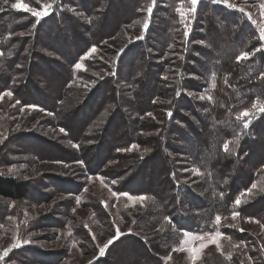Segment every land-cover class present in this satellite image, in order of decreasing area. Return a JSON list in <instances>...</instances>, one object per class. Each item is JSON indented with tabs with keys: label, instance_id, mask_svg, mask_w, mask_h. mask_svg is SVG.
<instances>
[{
	"label": "trees",
	"instance_id": "16d2710c",
	"mask_svg": "<svg viewBox=\"0 0 264 264\" xmlns=\"http://www.w3.org/2000/svg\"><path fill=\"white\" fill-rule=\"evenodd\" d=\"M72 1L53 0L49 14L41 18L39 23L36 22L37 18L29 12L18 11L11 7L7 10L9 14L6 19L0 20V39L2 40L0 95L11 92L12 102H17L20 106L29 105L49 111L50 105H55L62 92L73 82L77 84L82 78L83 86L86 87L84 82L96 81V76L91 72L94 71L97 74L101 71H97L89 62L82 63L86 73H80V75L74 73L75 65L81 61L78 57L92 47L97 48L101 41L109 38L113 28L109 30L107 27L120 24L121 20L115 19L111 14L108 20H101L96 27V32L89 39H83L79 32L82 22L75 23L72 18L74 16L70 8L71 4L73 5ZM22 2L28 3L30 7L34 5V0H22ZM118 2L126 3V7H120L123 12L128 11L129 8L134 10L138 4H144L138 29V37L142 38L137 39V37L133 42L129 41L127 47L115 54L113 63L102 69V72L107 71L108 76L98 81L99 87L96 91L106 87V90H102V102L111 98L126 102V99L130 98L120 96L116 85L124 79L122 90L128 91L129 88L125 87L127 83L125 79L130 78L131 81L138 72L139 61L142 60L147 64L143 75H151L157 90L154 91V87H146L145 94H150V97L149 95L137 97L136 104H139L136 108L137 115L146 114V117H149V114L145 113L146 106L153 109L154 116L155 110L159 111L161 123L166 130L161 136H159V129L152 132L154 135L157 133L156 136L159 137H151L147 142L143 138L145 146H148L151 152L147 156H139L136 148L132 147L135 145L132 138L137 140L141 134L133 129V122L129 123L128 120L123 122L120 119L119 104L118 110L115 108L114 110L117 111H112L110 118L112 122L118 120V126L124 127L128 137L119 141L122 144L111 143L107 151L102 153L103 160L92 159L94 168L89 172L92 175H103L100 172L104 170V164L113 156L123 160L126 157L135 159V168L138 172L131 180L124 181L125 178L119 177L117 172L110 173L107 169L104 170L107 171L105 176L109 181L116 182V193L145 196L149 199L150 203L145 209L147 217L144 218L145 220L141 219L139 223L142 231L149 233L156 229L166 217L169 218L166 219L168 222L165 223L164 228L160 227L161 231L163 229L165 231L161 236L156 235L155 241L152 240L153 244H151L163 248L166 252L171 241L183 232L202 234L215 230L217 216L223 220L232 216L233 213H239L238 216L259 221L264 226V113L252 107L256 101L264 102V75H262L264 74V50L258 32L242 14L203 0L199 1L195 12L188 11L192 7L190 0H118ZM150 5L154 6L149 15L147 9ZM65 6L68 7L65 8ZM107 9L101 12L105 16L110 13ZM178 9H184L188 13L187 20L185 18L184 22V16L182 17L181 10L178 11ZM88 11L85 9L83 14L89 13ZM209 11L218 17L220 33L218 36L215 30L207 32V25L200 24L203 14ZM190 19L192 24L191 30L188 31ZM146 21L147 29L144 28ZM25 30L29 32V36L14 35L26 33ZM186 32L187 35H185ZM68 36L73 39L71 45L73 52L70 51L71 48L67 43ZM199 37H205L209 50L205 51L193 45ZM157 38L160 39L161 44H155ZM29 39L34 51L32 49L27 55L24 52L26 46L23 42ZM40 47L44 48L46 53L53 51L55 54L63 55L68 61L64 68L66 70L55 76L51 69L45 68L46 61L44 56L39 54ZM146 47H149L152 52L147 51ZM215 47H219L217 53L211 54L210 51ZM257 48L261 50L255 51ZM241 52L254 54L247 60L237 61ZM195 53L205 54L209 58L208 63L202 67L200 82L196 76L192 77L197 73L191 71L192 67L189 64V61H196ZM148 65L149 69L154 68V70L149 71ZM126 67H129L126 75L120 79V73ZM21 70H25V76L20 72ZM35 77L45 79L46 86L51 89L52 96H56V99L51 100L45 96L40 97L38 101L33 99L28 91L31 86L36 87L34 86ZM110 85L114 86L107 90ZM160 86L161 89H159ZM196 91L200 92L201 97H205L202 103L206 111L204 125L198 129L202 135L197 134L193 150L190 151L192 163L201 172L198 177H195L193 172L183 174L178 167H172V163L178 161L175 154L179 152L175 150V146L168 138L170 133H183L179 122L187 117L184 113L200 117L198 112L200 106H196L200 104L190 94ZM130 92L135 94L133 91ZM166 93L169 95V100L166 103H157L156 99H165ZM209 96L211 99H208ZM142 102L145 103L144 107ZM246 109L252 114L238 119L240 113ZM249 119L251 123L245 128L244 124ZM189 121H185L182 126L188 125L190 129H193ZM150 125L156 124L150 121L147 126L142 125L144 127L142 129H148ZM79 131H75V134ZM225 143H228L229 151L224 150ZM66 154L69 156L67 161L76 157V153L67 152ZM83 160L84 158L80 161L83 162ZM187 175H190V180L197 181L196 185L203 195H198L193 190L191 181L186 183L181 181L183 177L188 178ZM162 187L169 189L166 192L153 191V188ZM28 191L29 187L22 180L0 175V197L5 200H22L29 194ZM238 199L239 205L234 203ZM150 213L158 214L154 221L147 220ZM135 242L138 247L136 254L140 259L146 261V259L156 258L153 255L158 250L157 247L150 248V244L140 237H137Z\"/></svg>",
	"mask_w": 264,
	"mask_h": 264
},
{
	"label": "rangeland",
	"instance_id": "374dc122",
	"mask_svg": "<svg viewBox=\"0 0 264 264\" xmlns=\"http://www.w3.org/2000/svg\"><path fill=\"white\" fill-rule=\"evenodd\" d=\"M52 1L39 0L37 2L34 0L33 7L41 11L43 5L51 4ZM199 1L201 0H198V3ZM203 1L213 5H222L242 14L258 32L264 50V40H261L260 36L261 30L264 29V15H262L264 10L261 9L264 0H227V4L223 0L220 2ZM17 2L18 0H8L5 4L3 0H0V9H3L0 10V20L6 19L9 14L7 10L12 3ZM72 2L73 5L70 6L71 13L74 15L72 18L75 23L82 22L79 32L83 39H89L96 32V27L101 20H108L111 14L121 21L120 24L107 27L113 30L109 38L101 41L95 48V52L90 53L92 47L78 57L82 68L74 67V73L76 75L86 73L82 63L83 61L89 62L97 71H101L97 74L94 71L91 72L96 76V81L84 82L86 87L83 86L82 78L77 84L73 82L62 92L56 104L50 105L49 111L29 105L20 106L17 102L11 101L12 98L6 95L7 92L0 95V175L22 180L29 187V194L22 200L11 201L0 197V254H3L5 249H11L4 259L0 260V264H264V226L259 221L241 216L233 219L232 215L219 220L215 224V230L208 233L183 232L171 241L167 252L163 248L151 245L155 236H161L165 231L164 229L161 231L160 227L164 228L168 221L164 219L156 229L149 233L142 231L139 223L141 219L145 220L144 218L147 217L145 209L148 208L149 199L145 196L116 193V182L109 181L105 176L107 171L117 172L119 177L125 178L124 181L131 180L138 172L135 168V159L126 157L123 160L113 156L104 164V170L107 169V171L101 169L100 173L103 175H92L89 172L94 168L92 159L103 160L101 159L103 158L102 153L107 151L111 143L128 137L124 132V127L118 126V120L114 119L115 122H112L110 118L111 112H116L119 104L121 106V116L118 115L120 119L123 122L125 120L129 123L133 122V129L141 134L137 140L132 138L139 156H147L151 152L142 139L144 138L147 142L151 137H159L166 128L161 123L159 111L155 110L154 116L153 109L146 106L145 113L151 115H148L149 117H146V114L137 115L136 108L139 105L136 104L138 103L137 97L146 95L150 97V94H145L146 87H154V91L157 90V85L151 75H143L147 64L142 60L139 61L138 72L131 78V81L130 78L125 79L127 82L125 87L129 88L128 91L122 90L124 79L116 85L120 96L130 98L126 99V102L112 98L102 102V90H106V87L96 91L99 87L98 81L108 76L107 71L102 72V69L112 64L115 54L127 47L129 41L133 42L139 36L138 29L142 20V12H144V4H138L134 10L129 8L128 11L123 12L120 7L127 5L119 3L118 0H73ZM228 5H233V7ZM106 8L110 12L108 16L101 13ZM85 9L89 10V13L83 14ZM180 10L184 12V17L182 16L184 22L185 18L187 20L188 13L184 9ZM214 15L210 11L203 14L200 24L207 25V32L215 30L218 36L220 35L219 20ZM191 24L190 19L188 31L191 30ZM2 25L6 26V24ZM25 32L14 35H30L28 31L25 30ZM1 41L0 39V48ZM72 41L73 39L68 36L67 43L71 52L74 51L71 46ZM194 42L193 45L199 46L202 50H209L205 37H199ZM155 44H161L160 39L157 38ZM23 45L26 46L24 52L28 55L33 49L30 39L24 41ZM43 49L40 47L39 54L44 56L45 68L51 69L55 76L66 70L64 68L68 61L63 55L55 54L53 51L46 53ZM218 49L219 47H215L210 51L211 54L217 53ZM146 50L152 52L149 47H146ZM194 57L197 58L196 61H189V64L192 67L191 71H196L198 76L194 74L192 77L196 76L200 82L202 67L208 63L209 58L201 53H195ZM100 66L102 68H99ZM128 68L126 67L120 73V79L125 77ZM147 68H150L149 65ZM153 70L154 68L149 69V71ZM20 72L25 76V70ZM34 80L36 87L31 86L28 91L34 100L38 101L44 96L51 100L56 99V96H52L51 89L46 86L45 79L35 77ZM113 86H108L107 90ZM131 87L133 89L130 90ZM161 88L160 86L159 89ZM190 94L200 104L196 105L200 106L198 109L200 117L184 113L187 117L179 122L183 133H170L168 138L175 146V150L179 152L175 154L178 161L172 163V167H178L183 174L193 172L194 176L198 177L201 172L196 174L197 169L192 163L193 158L190 151L193 150L197 134H201L198 129L204 125L206 111L200 92ZM168 96L166 93L165 99L157 98V103H166L169 100ZM142 104L144 107L145 103L142 102ZM115 108L117 110H114ZM149 120L156 125L142 129L144 128L142 125L150 124ZM187 120H190L189 124L193 129H190L188 125L182 126ZM157 129L160 131L159 136H156L157 133L155 135L152 133ZM77 130L80 131L75 134ZM141 130L143 132H140ZM119 144L122 143L119 142ZM67 152L76 153V157L67 161L69 157ZM82 158L84 160L81 164ZM186 167L187 169H184ZM187 177L181 178V181L184 183L191 181L193 190L198 195H203L196 185L197 181L190 180V175ZM168 189V187L153 188V191L166 192ZM141 197L144 199H140ZM157 215L150 213L147 220L154 221ZM117 230L120 235L101 255L100 248L109 239L117 237ZM186 233L188 235H185ZM137 237L146 240L150 248H158L153 255L156 258L144 261L137 256L138 247L135 242ZM196 237H203V239H196ZM213 240L215 243L212 242ZM14 244L18 246L12 247ZM146 248L149 249V247ZM192 249L197 250L195 261L192 259Z\"/></svg>",
	"mask_w": 264,
	"mask_h": 264
},
{
	"label": "snow or ice",
	"instance_id": "6c2138e0",
	"mask_svg": "<svg viewBox=\"0 0 264 264\" xmlns=\"http://www.w3.org/2000/svg\"><path fill=\"white\" fill-rule=\"evenodd\" d=\"M37 2H39V0H37ZM213 2H220V0H213ZM223 2L225 4H227V0H223ZM3 3L7 4L8 3V0H3ZM190 3H191V6L192 7L190 9H188V11L189 12H195L196 5L198 4V0H190ZM153 6L154 5H150L148 7V9H147L149 15L152 12ZM228 6L229 7H233V5H228ZM11 8L29 12L32 16H34V17L37 18L36 22L39 23V20L41 18H43L44 16H47L49 14L48 9L51 8V4L49 3V4L43 5V10L38 11L36 8L30 7L28 3L19 2V0H18L17 3H12L11 4ZM261 9L264 10V4H261ZM0 10H3V9H0ZM178 11H180V10L178 9ZM240 11H243V9H240ZM180 14L183 16L184 15V12L181 11ZM262 15H264V11H262ZM34 26L35 25H33V27ZM147 27H148V22L146 21L145 24H144V28L147 29ZM185 35H187V32L185 33ZM260 36H261V40H264V29L261 30ZM140 38H142V37H138L137 39H140ZM260 50L261 49L257 48L255 51H260ZM95 51H96V49H95V47H93L90 50V53L95 52ZM253 54L254 53L241 52L240 55L237 57V61H240L242 59L243 60H247L250 57V55H253ZM75 67L77 69H80V68H82V65L80 63H77L75 65ZM262 75H264V74H262ZM214 86L215 85H213V87ZM177 94L179 95V93H177ZM6 95H8L10 97L12 95V93L11 92H7ZM204 98L205 97H203V96L201 97V99H204ZM208 99H211V97L209 96ZM252 107H253V109L258 110L259 112L264 113V102L256 101V102L253 103V106ZM251 114H252L251 111L246 109L245 111H243L242 113H240V116L238 117V119L239 118H242V117L250 116ZM149 115H151V114H149ZM169 115H171V113H169ZM250 123H251V119H249L248 121L245 122L244 127L247 128ZM61 131H64V130L61 129ZM233 143H235V141H233ZM73 147H77V145H73ZM132 147L135 148L136 145H132ZM224 150L225 151H229V145H228V143H225L224 144ZM80 163L82 164L83 162L81 161ZM196 174H200L198 170L196 171ZM253 187H255V185H253ZM114 195H116V193H114ZM140 199H144V197H141ZM234 203L237 204V205H239L240 200L238 199ZM238 215H239V213H233V219H235L236 216H238ZM165 219H169V218L166 217ZM216 220H217V222H219L220 217L217 216ZM169 222L171 223L170 220H169ZM119 235H120L119 230H117V237H113L112 239H109L108 242L103 247L100 248V254L101 255L104 254L105 249L108 248L109 245H111L114 242V239L118 238ZM185 235H188V234L186 233ZM216 235L219 236L220 234H216ZM196 239H203V237H196ZM24 242L25 243H28V241H24ZM212 242L215 243V240H213ZM17 246L18 245H15L14 244L12 247H17ZM201 247H204V245H201ZM217 247L219 248V244H217ZM10 250L11 249H5L4 253L3 254H0V260H3L4 259V256H6L8 254V251H10ZM191 251L193 252L192 259L195 261L196 258H197L196 255H195V252L197 250L192 249Z\"/></svg>",
	"mask_w": 264,
	"mask_h": 264
}]
</instances>
